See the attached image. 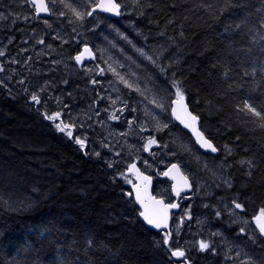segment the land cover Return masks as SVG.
<instances>
[{"label": "trees", "instance_id": "trees-1", "mask_svg": "<svg viewBox=\"0 0 264 264\" xmlns=\"http://www.w3.org/2000/svg\"><path fill=\"white\" fill-rule=\"evenodd\" d=\"M116 1L123 15L114 25L144 54L139 59L124 47L138 60L140 77L165 100L168 113L178 81L200 130L218 151L201 153L164 115L163 126L145 125L156 141L147 157L151 174L177 163L193 185L192 215L231 232L240 224L235 215L253 224L264 208V121L244 101L264 109V0H237L222 15V0ZM68 2L82 8L83 0ZM209 3L206 11L201 5ZM85 9L91 10L89 4ZM0 16V67L10 66L0 80V264H177L163 243L165 234L139 219L124 162L111 166L95 152L101 150L93 138L101 141L103 132L97 136L94 123L85 127L71 117L102 103L97 80L74 62L83 45L96 55L102 37L94 22L87 15L77 19L63 3L48 19L36 18L24 0H0ZM253 70L255 76L244 75ZM45 83L41 104H35L31 93ZM122 89L126 96L136 93ZM56 112V123L74 125L72 138L45 118ZM157 178L153 194L171 202L169 184ZM196 232L194 242H201L202 231ZM254 233L252 264H262L264 238L257 228ZM209 241L216 250L218 242ZM243 241L251 243L246 237L237 242ZM204 258L205 264L230 260Z\"/></svg>", "mask_w": 264, "mask_h": 264}, {"label": "rangeland", "instance_id": "rangeland-1", "mask_svg": "<svg viewBox=\"0 0 264 264\" xmlns=\"http://www.w3.org/2000/svg\"><path fill=\"white\" fill-rule=\"evenodd\" d=\"M68 1L69 0H66V3H69ZM81 3L82 8H78V11L86 12L85 8L86 4H89V0H83ZM48 4L51 11L53 8L57 7V9H59L61 6L60 0H57L54 5L50 2H48ZM66 8L69 11H72L71 8ZM121 15H123V9ZM89 18L94 22L93 26H96L97 32L101 35L102 39L99 40L97 46H95V51L97 52L95 62L92 64H82V69L83 71L91 72L92 78H95L97 83H99L102 103L101 106H96L98 103L96 102L93 109H91V107L84 108L83 110L78 111V113L72 114L71 117H79V124L85 122V127H87L89 123H94L98 128V130L95 131L97 136L100 134L99 132H103V137L101 136L100 138L101 141L97 137L93 138L94 143L101 150H95V152L102 155L111 166L120 165L124 162L123 165L127 168L129 164L135 163L138 164V166L149 176L157 177L164 171V169L157 172V175L151 174L152 170L150 169L147 157L151 155V148L156 145L148 144V140L152 139L148 134L151 132L149 130L151 127H161L163 126V123H165L164 115H169L166 109L165 100L156 96L151 85L145 82L140 77V73L137 72V69H140L137 65L138 60L130 55L129 51L141 55L138 56L139 59L144 57V54H141V52L135 49L130 38L116 27L113 21L107 17L92 14ZM120 19L117 21H120ZM124 47H127L129 51ZM74 62L77 64L80 63L77 62L76 59ZM79 65L78 68L80 69ZM9 70L10 66L8 65H5L3 69L0 67L1 81L6 77L5 73L9 72ZM121 77H123V80L120 79ZM122 87L133 89L135 91L136 89H139V91H136V93L130 92L128 96H126ZM145 97H147V99ZM153 99L163 102L165 105L164 110L149 103V101ZM84 117H87L88 120H84ZM146 124L150 128H147V126H145ZM153 129L156 130L157 128ZM146 147L148 150H145ZM162 162L163 159L160 160L159 164H162ZM200 187L201 184L197 185V189ZM193 196L192 192V195L182 198L185 201V204L182 212L177 215L178 217L175 219V234L178 238L182 239L186 237L187 241L194 242V240H196L195 236L198 234L196 230L199 229L202 231L200 237L203 240L201 241L209 243L207 251H213L216 253L209 238L214 241V244L219 241L215 237V231L211 230L212 228H217V226H213L214 224L212 223L211 225L208 221V224H206L205 219L201 217V215L191 214L192 201L190 199L193 198ZM228 209L232 212L229 206ZM236 217L237 216L235 215L233 220L240 223L237 237L229 238L226 237L225 234H221L220 237L223 244L227 245L226 248L242 238H249V231L256 230L255 220L253 224H247L245 222L247 220ZM207 227L211 228L208 229ZM242 228L244 229L243 232H241ZM227 229L230 230V226H228ZM177 230L181 231L178 232ZM170 249L177 250L172 247H170ZM235 250L234 247H229L227 251L232 252ZM224 261L225 259L222 258L221 262ZM238 261L239 260H235L236 263L234 262V264H238Z\"/></svg>", "mask_w": 264, "mask_h": 264}, {"label": "snow or ice", "instance_id": "snow-or-ice-1", "mask_svg": "<svg viewBox=\"0 0 264 264\" xmlns=\"http://www.w3.org/2000/svg\"><path fill=\"white\" fill-rule=\"evenodd\" d=\"M24 2L29 3L30 6H34L37 15L41 11H43L45 13H49V11H50L47 4L45 3V0H24ZM49 2L54 5L57 2V0H49ZM222 2L224 3V7L219 9L221 15L224 12L228 11V9L230 7L238 6L237 0H222ZM60 3H64L65 7L71 8L74 15L77 17V19H80V20H82L85 17V15L91 16L93 14V12H95L97 9H99L101 11H105V12H112L115 15L121 14L120 13V4L117 3L116 0H98V2H96V3H92L91 0H89V7L91 8V10L87 11V12L77 11L76 8L72 7V3H66V0H60ZM134 3L138 4L139 0H134ZM201 6L204 7L206 11H210L213 7V5L211 3H209L207 5H201ZM60 15H64V13L61 12ZM0 18H3V17L0 16ZM25 18L27 19V17H25ZM45 23H47V21H45ZM243 24H244V21H241V23L236 24L235 27L240 28ZM260 26L262 28H264V20L261 21ZM228 27H231V25H228ZM260 39L264 40V34H260ZM38 42L43 43V40H40ZM84 51L89 52V49L85 48ZM141 54H143V53H141ZM0 55H2V53H0ZM82 56H83V53H81L80 55H77L75 57L76 61L80 62ZM262 71H264V69H262ZM244 75L245 76H248V75L255 76V70H253V72H251V73L245 71ZM120 79L123 80V77H121ZM20 83H23V81H20ZM93 83H96V81H93ZM173 86L176 88V92H175L176 99L172 100V104L177 105L178 107L172 108V114L174 116H176V118L178 120H180V122L183 123L185 127L190 128V127H192V125L187 123L186 120L183 119L179 113H184L188 117V119H190L191 121H196L197 117L195 115H192L190 112L187 111V105L184 103V92L181 89V87L179 86V82L174 81ZM258 86L259 85H257V87ZM48 87H49V85L47 83H45L44 85H42L40 87L39 92H35V91L32 92L31 93V101L34 102L35 104H38V105L41 104L40 92L46 91ZM25 91H27V89H25ZM136 91H139V89H136ZM145 98L147 99V97H145ZM57 102H60V101L58 100ZM149 103H152L155 107L160 108L161 110H164V108H165L164 103L159 101V100H156V99L150 100ZM244 108H246L249 112H251L253 115L258 117L261 121H264V109L257 111L256 107L253 104L248 103V100L244 101ZM239 110L243 111L244 109L241 108ZM59 117H60L59 112H56V113L51 114V115L45 114V118L52 120L55 123V127L60 132H64L69 138H72L73 133L70 129L74 125H72L70 123H65L63 121L56 123V121L59 119ZM164 127H167V125H164ZM260 127L264 128V123H261ZM193 131L196 132L197 139L201 143V146L210 148L213 152H215L217 150L215 147L212 146V144L209 142V140L204 138V136L201 132H199L196 129H193ZM75 142L77 144L81 145V147H84V141L82 139H80L79 137L75 138ZM155 143H156L155 139H149L148 140L149 145H152ZM165 147H167V145H165ZM145 150H148L147 147L145 148ZM247 163H250V162H247ZM135 167H136L135 165H131V169H135ZM172 168H177V165L173 164ZM137 173H138V170H137ZM164 174L167 175L168 173H164ZM144 179L147 180L149 178L144 177ZM128 182L131 183V181H128ZM134 189L137 192V196H136L137 201L141 202L140 196H139V187L134 185ZM176 191H177V195L179 196V189H177ZM128 195H131V193H129ZM233 203L235 205V208L240 209L241 211L244 210L243 206L240 203L235 202V201ZM176 206L177 205H175V204H169V205L165 206V209L175 208ZM140 215L144 217V219L146 220V222L149 225H152L156 228H160L162 225L165 227L167 226L165 223L166 210L163 214L156 212L152 216H149V215H146L145 213L142 212V213H140ZM254 220H255L257 229L259 230V234L264 235V208L260 209L259 214L254 217ZM245 222L247 223V221H245ZM243 231H244V229L242 228L241 232H243ZM249 238L255 242V233L250 235ZM167 242L168 241H167V236H166L163 243L166 244ZM88 244H89V246H91V244H92L91 239L88 240ZM208 248H209V244L207 242H204V241L200 242V250L201 251L207 250ZM171 255L179 258V257H184L185 253L182 250H175V251L171 252ZM245 255H247V254H245ZM238 256H239V254H238ZM182 264H183V262H182ZM242 264H252V262L250 260H244V261H242ZM262 264H264V262H262Z\"/></svg>", "mask_w": 264, "mask_h": 264}, {"label": "water", "instance_id": "water-1", "mask_svg": "<svg viewBox=\"0 0 264 264\" xmlns=\"http://www.w3.org/2000/svg\"><path fill=\"white\" fill-rule=\"evenodd\" d=\"M97 2H98V0H97ZM45 3L47 4V6L49 8V5H48L46 0H45ZM32 8L34 11V16L36 18L48 19L51 15L50 11H49V13H45V12L41 11L37 15L36 11H35V7L32 6ZM121 12H122V7L120 5V13ZM93 14L102 15L104 17L109 18L112 21H117L122 16L121 14L115 15L112 12H105V11H101L99 9H97L95 12H93ZM85 48L89 49V52H85L84 51ZM81 53H83V56L81 57V61H80L81 64H92V63H94L95 53L93 52V50L91 49L90 46H83L81 48L80 52L78 53V55H80ZM174 99H176V98H173L172 100H174ZM184 103L187 105L185 98H184ZM173 107H178V106L173 105L172 101H171L170 106H169V116H170L171 120L182 131L186 132L191 137L196 148L203 154L217 155L218 154L217 150L215 152H213L210 148L201 146V143L197 139L196 132L193 131V129H196L202 133V131L200 130V127H199V123H200L199 118L197 117L196 121H191L190 119H188V117L184 113H179L181 115V117L186 120L187 123L192 125V127H190V128L185 127L184 124L181 123L180 120H178L176 118V116H174L172 114V108ZM187 111L190 112L192 115H194L190 111L188 105H187ZM203 136H204V134H203ZM204 138L207 139L205 136H204ZM209 142L212 144L211 141H209ZM212 146L215 147L213 144H212ZM173 164L177 165V168H172ZM131 165H135L136 166L135 169H131ZM137 170H138V173H137ZM164 173H168V174L165 175ZM125 174L128 176H132L133 180L135 181V182L133 181L134 183H132L130 185V188H131V192H132L134 202L140 211L139 212V219L143 222L145 227H147L149 230L156 232V233H165L167 236V241H168L165 244V246L168 249V252H169L171 258L176 260L179 263L183 262V264H188V261L185 259V257H179L178 258V257L172 256L171 252L175 251V250L169 249L168 246H169V243L171 240L172 217H173V215L178 214L180 212V204L179 203H180L181 199L183 197L190 196L193 192V185H192L191 180L183 173L181 167L177 163H171L170 165H168L164 169V171L159 175V178L161 180H166L170 184V193H171L173 202L172 203H166L162 198L156 197L153 194L154 178L152 176H149V175L145 174L144 172H142L141 168L137 164L131 163L126 168ZM144 177H148L149 179L145 180ZM134 185L139 187V196H140V201L142 203L138 202L136 199L137 192L134 189ZM177 189H179V196L177 195V191H176ZM169 204H175L177 206L175 208L165 209V206H167ZM165 210H166L165 223L167 225L166 227L162 225L160 228H156L152 225H149L146 222V220L144 219V217L140 215V213H142V212L145 213L146 215H149V216H152L156 212L163 214L165 212ZM261 236L264 238V235H261ZM177 250H179V249H177Z\"/></svg>", "mask_w": 264, "mask_h": 264}, {"label": "flooded vegetation", "instance_id": "flooded-vegetation-1", "mask_svg": "<svg viewBox=\"0 0 264 264\" xmlns=\"http://www.w3.org/2000/svg\"><path fill=\"white\" fill-rule=\"evenodd\" d=\"M183 198H185V197H183ZM184 204H185V201L182 199L180 201V212L178 214L174 215L173 216L174 218L172 217L171 229L173 231L172 232L173 236L171 235L170 247H172L174 249H179V250L183 249L182 251H184V253H185L184 257L188 261V264H205L206 260L204 258V255H206L207 258L209 259V257L212 254L215 257H218L217 261H216L217 258L215 259L216 263H220L221 259L222 258L225 259L226 257H229L230 260L228 262H226L225 264H233V261H235V260H239L238 264H242V261H244V260H250L252 262L253 255L255 252V247L253 246L252 241H251L252 239L249 238L251 245H250V243L245 244L244 241L241 243L236 241L234 244H231V246H229V247H234V249H236L235 251H232V252H228L227 250L229 247L226 248L227 245L223 244V242L221 241V238H220L221 234H225L226 237H229V238L237 237L236 235L239 232V226H234L232 232H231V230L228 232L227 229H223L221 227L211 229L212 231H215V233H216L215 237H216V239L219 240L218 245H217V249H216V253L213 251H207L208 249L201 251L200 250V242L187 241L186 237L182 238V239L178 238L177 235L175 234L176 233L175 227L173 228V226H174L173 222H175L174 220L178 217L177 215H179L182 212L181 210H183ZM207 228L209 229L211 227H207ZM181 230H177V231L179 232ZM192 230H194V229H192ZM234 232H235V234H234ZM254 232H255V230L249 231L248 237H250V234L252 235ZM242 239H244V238H242ZM220 246H222V248H223L221 255H219V251H217L218 249H220ZM238 254H239V256H238ZM245 254H247V255H245ZM219 257H220V259H219ZM177 264H182V263L177 262Z\"/></svg>", "mask_w": 264, "mask_h": 264}, {"label": "bare ground", "instance_id": "bare-ground-1", "mask_svg": "<svg viewBox=\"0 0 264 264\" xmlns=\"http://www.w3.org/2000/svg\"><path fill=\"white\" fill-rule=\"evenodd\" d=\"M102 17H104V16H102ZM97 57V56H96ZM138 165V164H137ZM133 178V177H132ZM134 181V180H133ZM135 182V181H134ZM133 182V183H134ZM192 195V194H191ZM182 211V210H181ZM174 216V215H173ZM174 218V217H173ZM174 220V219H173ZM175 221V220H174ZM175 222H173V224H174ZM173 228H174V226H173ZM172 230V229H171ZM173 232V231H172ZM173 236V235H172ZM173 250V249H172ZM181 250V249H180ZM183 250V249H182Z\"/></svg>", "mask_w": 264, "mask_h": 264}]
</instances>
